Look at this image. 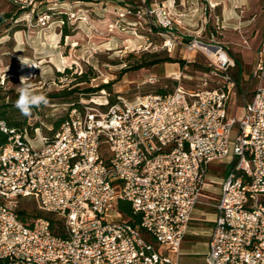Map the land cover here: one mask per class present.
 <instances>
[{
  "label": "built area",
  "instance_id": "2783aa9c",
  "mask_svg": "<svg viewBox=\"0 0 264 264\" xmlns=\"http://www.w3.org/2000/svg\"><path fill=\"white\" fill-rule=\"evenodd\" d=\"M145 8L163 36L178 29L170 7ZM185 49L207 58L215 87L179 84L134 103L80 102L52 137L42 135L41 149L26 130L8 131L0 122L10 132L0 151V264H180L209 167L229 157L234 167L215 205L206 264H264V40L241 118L229 116L238 82L228 51L198 35ZM30 198L58 217L59 233L45 217L20 214L22 200ZM120 202L131 206L139 224L110 221L113 211L122 215Z\"/></svg>",
  "mask_w": 264,
  "mask_h": 264
},
{
  "label": "rangeland",
  "instance_id": "374dc122",
  "mask_svg": "<svg viewBox=\"0 0 264 264\" xmlns=\"http://www.w3.org/2000/svg\"><path fill=\"white\" fill-rule=\"evenodd\" d=\"M181 3H175L173 12L178 29L168 37L162 35L157 20L144 13L145 7H152L148 0H0V16L6 17L0 24V87L15 104L21 77H28L23 83L48 100L47 105L33 107L20 128L27 131L32 146L41 149L42 135L52 137L71 106L80 102L121 98L134 103L139 96L171 93L179 84L191 90L215 87L207 58L185 49L197 35L206 43L213 35V41L237 62L233 71L237 96L230 103L229 116L241 118L255 89L251 74L255 51L264 40V0ZM225 10L232 12L226 20L221 17ZM201 25L205 29L197 34ZM149 77L157 82L147 84ZM237 131L234 128L232 143ZM233 167L232 157L210 165L206 187L212 194H219ZM20 209L27 220L50 216L60 222L56 215L39 210L31 198L23 199ZM111 215L110 221H130L117 210ZM206 242L203 234L187 236L181 264H205Z\"/></svg>",
  "mask_w": 264,
  "mask_h": 264
},
{
  "label": "crops",
  "instance_id": "0c3cea01",
  "mask_svg": "<svg viewBox=\"0 0 264 264\" xmlns=\"http://www.w3.org/2000/svg\"><path fill=\"white\" fill-rule=\"evenodd\" d=\"M161 3L166 5V6H168V7H170L172 13L176 11L175 10V3H176V5L179 4L178 6H180L182 4L181 0H178V1L177 0H148V5L149 6H154L155 4H161ZM231 14H232V12L231 13L230 12L227 13L226 10H225L223 12V14L221 15V17L223 19L225 18V20H226L228 17L229 18L231 17ZM204 29H205L204 25H201L200 30L198 32H196V33L197 34L199 32L201 33L202 31H204ZM213 40H214V37L212 35V40L211 41H213ZM259 46H258V48H259ZM258 48L256 50H258ZM255 55H256V53H255ZM254 66H255V64H254ZM207 182H208V180H207ZM203 192H204L203 193L204 196H202L200 198V202L201 203L196 207V209L194 210V212L192 214V219H191V222L189 224V228H188V232H187L186 237L189 236L190 234H193L194 236H197L199 234H203L207 238V242L205 243V245L207 247V252H208L209 240H210V237H211V234H212V230H213V227H214L215 220H216V218L218 216V213H217V210L215 208V205L217 203L216 200H219L220 197H221V187H220L219 192H218L219 194H217V195L216 194H212L210 192L209 188L206 187V186H205ZM203 226L208 227L207 230H204ZM183 243H184V241H183ZM183 243H182V245H183ZM206 255H207V253L205 254V264H206ZM183 256H184V252H183V249H182V246H181V257H183ZM180 264H181V258H180Z\"/></svg>",
  "mask_w": 264,
  "mask_h": 264
},
{
  "label": "trees",
  "instance_id": "16d2710c",
  "mask_svg": "<svg viewBox=\"0 0 264 264\" xmlns=\"http://www.w3.org/2000/svg\"><path fill=\"white\" fill-rule=\"evenodd\" d=\"M5 19H6L5 16H0V24L3 23ZM176 63H178V62H176ZM236 64H237V62H236ZM80 79H84V77L80 78ZM82 82H84V81H82ZM102 87L107 88L108 86L104 85ZM87 91H89V90H87ZM159 94L163 95L165 93L160 92ZM74 105H72L71 108ZM0 122H4L6 124L8 131H11V130L19 131L20 128H22L26 123V117L22 116L21 113L19 112V110L14 107L13 101L9 102V100L6 97V94L3 93L2 87H0ZM59 126H60V123L56 124L55 129H57ZM9 137H10V132H4L0 129V151H1V148L8 143ZM118 210L122 214V216H126L131 222H133L135 224H139L140 219H139V217H136L133 215L132 210H131V206L129 204H127L125 202H120L118 205ZM20 214L25 218L26 212L21 211ZM45 218L50 220L53 224L58 223L55 225L56 228H54V229H55L56 233H59L61 223L55 222V220L53 218H51L50 216H45Z\"/></svg>",
  "mask_w": 264,
  "mask_h": 264
},
{
  "label": "clouds",
  "instance_id": "9594fccd",
  "mask_svg": "<svg viewBox=\"0 0 264 264\" xmlns=\"http://www.w3.org/2000/svg\"><path fill=\"white\" fill-rule=\"evenodd\" d=\"M27 78L28 77H21V85L18 88L19 96L14 104V107L17 108L24 117L31 116L33 107H40L41 105L48 104V100L44 95L33 94L29 86L23 83Z\"/></svg>",
  "mask_w": 264,
  "mask_h": 264
},
{
  "label": "bare ground",
  "instance_id": "6f19581e",
  "mask_svg": "<svg viewBox=\"0 0 264 264\" xmlns=\"http://www.w3.org/2000/svg\"><path fill=\"white\" fill-rule=\"evenodd\" d=\"M201 49H205L209 52L210 55H213V51H211L209 48L205 47V46H201V45H198Z\"/></svg>",
  "mask_w": 264,
  "mask_h": 264
}]
</instances>
